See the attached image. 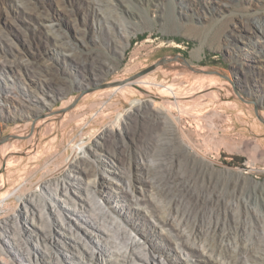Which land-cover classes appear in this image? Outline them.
Segmentation results:
<instances>
[{
    "label": "rangeland",
    "instance_id": "obj_1",
    "mask_svg": "<svg viewBox=\"0 0 264 264\" xmlns=\"http://www.w3.org/2000/svg\"><path fill=\"white\" fill-rule=\"evenodd\" d=\"M23 2L24 6L16 4V0H0V146L5 138L17 145V152L5 156L2 165L8 183L0 191V219L22 216L30 196L48 195L45 183L52 184L75 173L85 160L89 159L91 169L97 166L102 170L93 155L101 143L120 153L138 146L142 153V123L138 125L126 116L146 104L157 114L148 126L153 133L148 142H156L172 130L182 151L189 152L192 159H212L217 171L229 172L233 179L249 177V181L264 188V70L259 69L264 66V39L250 38L258 26L264 28V0H103L97 4L96 13L78 5L76 0ZM38 15H50L53 27L44 25L46 21L43 23ZM122 26L127 28L129 42L121 35ZM52 32L63 36L76 55L64 56L54 46ZM172 54L185 58L192 68L211 73L191 72L173 62L130 81L145 89L146 94L134 88L128 96L107 91ZM92 57L99 59L103 68L98 80L87 79L90 63L82 66L78 60ZM20 59L34 63L51 79L54 89L44 92L29 88L28 79L14 64ZM103 84L109 86L99 87ZM197 84L213 86L203 100L204 107L190 112L204 118V114L206 117L216 111L218 116L212 120L205 119L200 124L193 120L194 115H181L155 101L156 96L168 99ZM152 96L155 100L150 99ZM175 118L180 119L178 125ZM81 144L85 148L79 150ZM33 145L42 155L37 162H32L27 153ZM252 145L260 154L253 151ZM105 165L123 171L116 159H106ZM108 179L104 174L98 181L108 183ZM239 185L243 186V192L237 193L240 198L258 200L264 196L263 188H253L248 180ZM105 186L116 198L107 205L108 209L134 230L137 241L151 250L157 248L167 262L192 263L185 248L179 254L165 253L177 238L169 227L155 226L150 208L142 206L144 212L140 216L144 221L137 219V205L118 198L123 190L115 184ZM79 191L85 194L82 189ZM4 193L10 194L8 199ZM227 195L224 193L226 198ZM178 197L177 205L171 198L160 203L166 209L169 206L171 213L177 207L179 218L188 216L190 223L185 229L191 231L200 224L201 214L189 201ZM75 208L84 211L80 206ZM209 215L212 216L207 220L213 224L215 216ZM51 217L53 222L61 223L56 215L51 213ZM10 238L12 235L8 234L6 240ZM62 253L61 261L64 255L70 256ZM77 253V258H82ZM79 261L94 264L87 259ZM0 264L34 263L20 262L15 250L5 246Z\"/></svg>",
    "mask_w": 264,
    "mask_h": 264
},
{
    "label": "bare ground",
    "instance_id": "obj_2",
    "mask_svg": "<svg viewBox=\"0 0 264 264\" xmlns=\"http://www.w3.org/2000/svg\"><path fill=\"white\" fill-rule=\"evenodd\" d=\"M76 2L96 13L99 9L97 4H102L103 0H76ZM16 4L25 5L23 0H16ZM38 17L43 23L46 21L44 25L48 28L53 27L54 19L50 15H38ZM121 29L122 37L129 42L127 28L122 26ZM245 30L248 31L246 28ZM52 34L54 46L64 56L76 55L63 36L53 32ZM250 38L264 39V28L258 26L257 30L252 31ZM78 60L83 64L82 66L90 63L89 68L86 66L87 71L90 72L86 75L87 79L98 80L101 77L103 68L99 64V59L92 57L78 58ZM14 64L28 79L29 88L42 89L44 92L47 89H54L51 79L41 73L34 63L20 59ZM263 68L264 66L259 67L261 72ZM120 85L131 88L127 89ZM212 86L213 84L206 86L197 84L180 95L169 96L168 99L157 96L158 100L153 96L150 99L164 103L167 109L181 115H194L193 120L201 124L205 119L212 120L217 117L216 111L206 117L204 114V118H198V114H192L190 111L204 107L203 100L205 96L210 95L208 90ZM132 88L146 94L145 89L135 82L116 84L107 91L120 92L128 96L134 92ZM154 110L151 105L146 104L137 107L134 112L126 116L130 121H136L138 125L142 123L144 129L142 153H139L138 146L135 150L126 148L120 153L106 149L101 143L100 149H96L93 155L96 156L95 161L100 163L102 170L97 166L91 169L89 165L91 162L89 159L85 160L76 167L75 173H68L66 178L52 184L45 183L44 190L48 195L40 193L30 196L24 205L22 216L0 219V254L3 249L5 250V246L6 248L10 246L15 250L20 262L33 261L34 264H83L80 259H87L94 264H176L171 260L170 262L163 260L157 248L151 250L137 241L133 235L134 230L128 229L124 223L118 221L108 209L107 205L115 202L116 198L105 189V185L115 184L123 190L118 198L123 202L137 205L134 208L137 219H144L140 214L144 212L142 206H146L153 213L155 226L172 229L177 242L165 251L166 254H179L185 248L187 259L192 262L191 264H264V196L261 194L258 200H245L237 195L243 192V186L239 185L242 180L245 182L248 180L253 188L259 190H262L263 186L258 182L249 181V177L237 176L233 179L231 173L217 171L212 159L201 162L192 159L189 152L182 151L178 137L172 130L162 139L148 142L149 136H153L148 126L157 117V114L153 113ZM35 111L39 110L35 109ZM174 121L178 125L180 119L175 118ZM124 122H127L126 119ZM111 138L115 142V137L111 136ZM34 148L35 145L28 149L27 153L31 154L32 162H37L42 155ZM84 148L83 144L79 146V150ZM16 149L17 145L11 139L4 141L0 146V191L8 183V177L2 168L4 157L13 155L17 152ZM252 149L257 151L255 145H252ZM109 158L120 161L123 171L107 167L105 163ZM104 174L109 176L110 182L98 181L99 176L102 175L103 178ZM228 179L233 181L229 183ZM145 188L151 193L147 194ZM79 189L85 194H81ZM224 193L228 194L227 198ZM3 196L8 199L10 194L4 193ZM178 196L189 201L194 210L201 214L202 219L205 216V220L201 219L198 227L195 226V229L193 227L191 231L185 229L190 223L188 216L182 215L179 218L177 207L171 213L168 205L167 210L164 204L160 203V200L167 202L169 198L175 203ZM77 206L84 211H78L75 208ZM51 213L60 219V224L53 222ZM209 214L215 216L213 224V221L208 222L209 217L212 216ZM8 234L12 235L10 240H6ZM62 252H68L70 256L64 255V260L61 261ZM76 252L82 258H77ZM179 259L180 256L177 259L178 263Z\"/></svg>",
    "mask_w": 264,
    "mask_h": 264
},
{
    "label": "water",
    "instance_id": "obj_3",
    "mask_svg": "<svg viewBox=\"0 0 264 264\" xmlns=\"http://www.w3.org/2000/svg\"><path fill=\"white\" fill-rule=\"evenodd\" d=\"M173 62H179L180 64L184 65L191 72L202 73V74L211 73V72H208V71L192 68L189 65V63L186 61L185 58H183L179 54H172V55H167V56H163V57L159 58L153 65H151L148 68L143 69L142 71L136 73L135 75L131 76L130 78H128L126 80H124L120 84H124V83L130 82V81H132L134 79H137V78H139L141 76H144V75L154 71L155 69L159 68L160 66H164L166 64L173 63ZM108 86H109V84H103V85H101L99 87L104 88V87H108ZM7 139L8 138H5L4 140H7Z\"/></svg>",
    "mask_w": 264,
    "mask_h": 264
}]
</instances>
